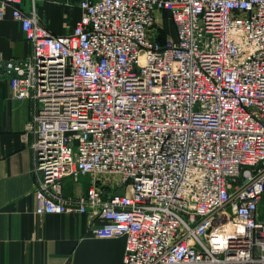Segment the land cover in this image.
Returning <instances> with one entry per match:
<instances>
[{"label":"built area","instance_id":"built-area-1","mask_svg":"<svg viewBox=\"0 0 264 264\" xmlns=\"http://www.w3.org/2000/svg\"><path fill=\"white\" fill-rule=\"evenodd\" d=\"M21 2L33 53L0 73L37 102L35 213L98 215L124 264H264V0H80L63 34Z\"/></svg>","mask_w":264,"mask_h":264},{"label":"crops","instance_id":"crops-1","mask_svg":"<svg viewBox=\"0 0 264 264\" xmlns=\"http://www.w3.org/2000/svg\"><path fill=\"white\" fill-rule=\"evenodd\" d=\"M80 0H22L20 9L34 8L55 34L68 32L81 16ZM33 53L21 23L9 9L0 20V57L21 61ZM0 73V264H124L125 237L101 238L95 227L102 218L91 213H35V133L26 124L37 112L33 98L11 96L8 77ZM92 176L64 180V198L86 195ZM103 181V180H102Z\"/></svg>","mask_w":264,"mask_h":264},{"label":"rangeland","instance_id":"rangeland-1","mask_svg":"<svg viewBox=\"0 0 264 264\" xmlns=\"http://www.w3.org/2000/svg\"><path fill=\"white\" fill-rule=\"evenodd\" d=\"M164 33H162L161 31V37H165L166 36V33L171 35V37H175V27H174V24L171 22V20H169V18H163L162 19V22L161 24H159V27ZM112 180V179H111ZM110 186V185H108ZM105 187V190H109L110 188L109 187ZM123 189V188H122ZM121 188L118 190V191H121L122 190Z\"/></svg>","mask_w":264,"mask_h":264}]
</instances>
